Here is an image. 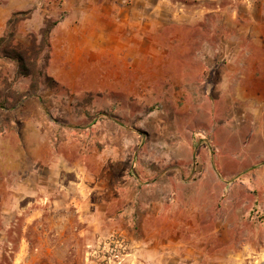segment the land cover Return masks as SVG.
I'll return each mask as SVG.
<instances>
[{"label":"rangeland","instance_id":"rangeland-1","mask_svg":"<svg viewBox=\"0 0 264 264\" xmlns=\"http://www.w3.org/2000/svg\"><path fill=\"white\" fill-rule=\"evenodd\" d=\"M9 26L0 264H264L245 190L202 196L264 166V0H0Z\"/></svg>","mask_w":264,"mask_h":264},{"label":"crops","instance_id":"crops-1","mask_svg":"<svg viewBox=\"0 0 264 264\" xmlns=\"http://www.w3.org/2000/svg\"><path fill=\"white\" fill-rule=\"evenodd\" d=\"M262 158H264V154L262 155ZM225 173L229 174L230 176L233 171L230 169L229 171H225ZM202 179V196L206 197V191L212 189L216 191L218 198H222L224 191V193L228 195L226 200L233 201L239 196L238 190L244 189L246 193L242 196V199H246L253 205L255 204L258 208V210L255 212V220H258L260 216L264 215V166L247 172V181L244 185H233V182L223 181V177H219V179L213 178L212 183L209 182V178L205 175ZM221 221L222 220L220 219L219 222ZM220 229L222 230L221 227Z\"/></svg>","mask_w":264,"mask_h":264},{"label":"trees","instance_id":"trees-1","mask_svg":"<svg viewBox=\"0 0 264 264\" xmlns=\"http://www.w3.org/2000/svg\"><path fill=\"white\" fill-rule=\"evenodd\" d=\"M57 24L58 23L48 25L43 32V43L46 44L49 51L51 49V42H50L51 33ZM12 29L13 28H10L9 26V30L7 34L0 39V58H10L19 64V68L21 70L22 69L24 70V68H26V62H27L26 57L15 49L12 50V53H10L8 50L11 49L12 43L14 41V31ZM20 73L26 74V73H22V71Z\"/></svg>","mask_w":264,"mask_h":264}]
</instances>
